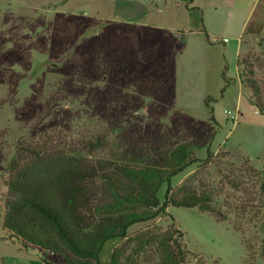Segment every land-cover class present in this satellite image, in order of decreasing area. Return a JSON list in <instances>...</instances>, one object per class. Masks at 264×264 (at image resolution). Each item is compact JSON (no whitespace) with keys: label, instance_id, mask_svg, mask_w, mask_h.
Instances as JSON below:
<instances>
[{"label":"rangeland","instance_id":"1","mask_svg":"<svg viewBox=\"0 0 264 264\" xmlns=\"http://www.w3.org/2000/svg\"><path fill=\"white\" fill-rule=\"evenodd\" d=\"M183 15L166 0H0V264H64L4 227L9 163L19 143L53 138L79 147L96 131L113 128L122 145H149L148 139L204 145L172 186L209 193L227 215L221 220L198 207L170 205L132 225L130 235L175 222L192 252L183 264H264V113L252 103L238 64L248 54L262 62L264 28L243 35L238 65L230 54L227 84L223 53L238 46L243 18L220 25L228 18L207 17L214 26L203 25L210 60L202 74L189 60H174L182 39L171 27ZM208 95L218 122L211 120ZM167 189L165 183L162 202ZM114 242L121 239L105 246ZM153 262L141 257L138 264Z\"/></svg>","mask_w":264,"mask_h":264},{"label":"trees","instance_id":"2","mask_svg":"<svg viewBox=\"0 0 264 264\" xmlns=\"http://www.w3.org/2000/svg\"><path fill=\"white\" fill-rule=\"evenodd\" d=\"M260 9L243 35L263 32ZM256 61L248 54L238 59V64L243 65V83L252 93V103L264 113V59L262 64ZM171 65L173 103L176 90L174 63ZM223 74L228 84L227 66ZM214 100L208 95L205 103L211 120L218 122ZM116 131H96L81 148L53 138L21 141L9 163L4 227L13 238L62 257L64 264H138L141 257L153 258L154 264H183L192 252L175 222L157 232L144 230L130 235L129 229L166 212L170 205L198 207L218 219H227L209 193L178 191L172 186L173 177L198 159L195 150L204 145L189 140L158 144L153 139L144 146L122 145L113 139ZM165 183L168 189L162 202L160 191ZM113 238L121 242L103 263L102 249ZM261 251L264 257V240Z\"/></svg>","mask_w":264,"mask_h":264},{"label":"crops","instance_id":"3","mask_svg":"<svg viewBox=\"0 0 264 264\" xmlns=\"http://www.w3.org/2000/svg\"><path fill=\"white\" fill-rule=\"evenodd\" d=\"M168 1H170V3H172V5L175 6L177 10L184 11L183 16H186L182 23H177L171 27V31L173 33L184 32L183 36L177 35L180 39H182V50L176 55L174 60L177 62V59H181L182 63V59L189 60L201 70L202 74L207 73L210 60V39L209 37L205 36L203 25H205L208 31H210L212 26H214L212 24L213 22H208L207 17L212 16L216 18H228L223 19L224 22L220 20V25H223V23L233 25L234 20H229V18H243L240 25H238V31L240 32V41L238 46L236 47L235 51L230 49L227 51V53H223L224 57L226 58L225 66H227L228 70L230 54L236 56V65H238L237 59L242 47L243 33L247 24L254 16L256 10H258V8L260 9V6L261 9L259 14L264 15V0H166V2ZM157 7L162 8L161 4L159 3ZM142 15L143 12L138 14L136 17H140ZM125 16H128V14ZM226 24H224V26ZM224 42L227 41L224 40ZM230 82L231 81L229 79V83ZM176 89L178 90L177 82ZM204 95L206 96V93ZM117 244V242H114L110 246L104 245V248L101 252V260L103 263H107L109 261L111 251Z\"/></svg>","mask_w":264,"mask_h":264},{"label":"built area","instance_id":"4","mask_svg":"<svg viewBox=\"0 0 264 264\" xmlns=\"http://www.w3.org/2000/svg\"><path fill=\"white\" fill-rule=\"evenodd\" d=\"M225 40H227V38H225ZM226 112L229 117H232L233 119H237V115L234 114V112L231 109H226Z\"/></svg>","mask_w":264,"mask_h":264},{"label":"water","instance_id":"5","mask_svg":"<svg viewBox=\"0 0 264 264\" xmlns=\"http://www.w3.org/2000/svg\"><path fill=\"white\" fill-rule=\"evenodd\" d=\"M176 34L183 36L184 35V32H176Z\"/></svg>","mask_w":264,"mask_h":264}]
</instances>
